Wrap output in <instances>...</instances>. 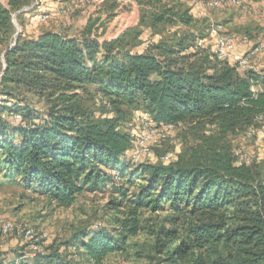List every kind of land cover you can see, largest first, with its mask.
<instances>
[{"label":"trees","instance_id":"obj_1","mask_svg":"<svg viewBox=\"0 0 264 264\" xmlns=\"http://www.w3.org/2000/svg\"><path fill=\"white\" fill-rule=\"evenodd\" d=\"M124 1L152 8L156 25L179 23L186 32L141 53L129 47V32L92 36L95 24L80 36L43 30L14 38L12 16L32 0L0 5V172L60 208L84 193H116L107 204L121 217L116 228L99 224L73 238L69 251L85 263L103 264L144 232L168 264H264V169L251 160L238 165L231 142L264 126V70L238 72L198 47L209 24L205 35L188 32L193 18L180 12V0ZM88 95L98 97L105 118L83 106ZM29 96L43 112L28 106ZM137 110L157 128L173 127L181 147L173 160L127 164L141 131L125 126ZM17 257L14 264H27Z\"/></svg>","mask_w":264,"mask_h":264},{"label":"rangeland","instance_id":"obj_2","mask_svg":"<svg viewBox=\"0 0 264 264\" xmlns=\"http://www.w3.org/2000/svg\"><path fill=\"white\" fill-rule=\"evenodd\" d=\"M182 3L181 13L185 12L193 18L189 28L190 33L205 35L209 23L219 24L225 27L228 35L242 39L249 34L255 41L264 40V0H239L236 5L225 0L217 10L210 11L206 8L207 0H180ZM198 4L200 10H196ZM0 5H5V0H0ZM103 3L97 0H32L29 7L18 18H15L17 30L23 36L32 39L43 30H53L67 34L68 36H80L93 26L92 36L99 40L116 39L124 32L127 35V43L132 51L141 53L151 44L163 40H171L186 32V28L179 23L156 25L154 23L155 12L152 8H141L134 2L117 4L115 8H105ZM68 9V12H63ZM205 13V16L197 12ZM219 12L221 17H214ZM236 22V26H225L226 20ZM242 37V38H241ZM204 46L212 48V38L205 36L201 41ZM90 93L92 89L88 88ZM26 102L31 109L43 112L44 106L37 99L29 96ZM83 106L95 117L103 119L107 115L106 109L100 104L97 96L88 95L82 99ZM143 113L134 111L129 115V121L125 128L131 132L140 130L138 120ZM262 150L264 152V140ZM235 150H244L253 162L256 155L252 154L255 149L254 143L257 138L247 140L243 137L231 139ZM181 147L176 135L162 142L151 153L141 157L139 163L160 165L168 160H173ZM129 154V153H128ZM167 155L168 160L162 157ZM125 161L129 166L131 162L127 156ZM264 169V159L258 162ZM5 169V168H4ZM0 172V224L4 221L13 223L17 227H31L37 234H45L47 239L40 243L45 255H59L61 263L57 264H89L79 254H73V238L82 232L91 231L99 224L103 228L111 230L116 228L115 221L121 217L116 214L107 204L116 199V193H84L70 208H60L48 200L36 196L25 190L14 178H5ZM118 182V181H115ZM133 192V188H130ZM99 229V228H98ZM21 239L16 233L6 237H0V261L4 264H14L17 256H22L27 264H34L29 257V249L20 244ZM21 245V246H20ZM73 258V259H72ZM56 264V263H52ZM103 264H168L163 258L152 251V239L144 232L136 237L127 239L126 251L111 254Z\"/></svg>","mask_w":264,"mask_h":264},{"label":"built area","instance_id":"obj_3","mask_svg":"<svg viewBox=\"0 0 264 264\" xmlns=\"http://www.w3.org/2000/svg\"><path fill=\"white\" fill-rule=\"evenodd\" d=\"M100 3H103L104 0H97ZM118 4L123 3L124 0H115ZM225 0H207L206 5L210 9H217ZM239 0H230V3L236 5ZM198 6V4H195ZM68 9L63 10V12H68ZM208 37L213 39V46L210 47V50L214 57L220 62H226L231 66H234L238 72L253 71L251 67V59L262 51V46L256 44L253 49L249 50L245 54H238L235 51V42L232 36L224 32L223 27L219 24L211 23L208 28ZM243 42H247L246 37L242 38ZM197 46L204 48L202 42H197ZM19 118L16 117L15 121H18ZM258 123L263 124L264 118L259 117ZM140 127V135L136 140L134 146L130 150L127 156L132 165L139 164L141 157L148 155L155 148H158L162 142L167 141L173 137L174 129L172 126L167 125L160 128L155 127L149 122L148 116L143 114L138 120ZM264 136V126L261 125L260 128L249 129L243 136L247 140H251L256 136ZM235 156L237 157V164H249L250 157L244 150H236ZM163 161L168 160V156L165 155L162 157ZM114 180L119 181L117 174H114ZM16 233L20 236L21 242L26 245L29 249V257L34 258L37 255L43 254V250L40 246V243L47 239L45 234H37L31 227H17L13 223L4 221L0 224V237H6L9 234Z\"/></svg>","mask_w":264,"mask_h":264},{"label":"crops","instance_id":"obj_4","mask_svg":"<svg viewBox=\"0 0 264 264\" xmlns=\"http://www.w3.org/2000/svg\"><path fill=\"white\" fill-rule=\"evenodd\" d=\"M206 8H208V6L206 5ZM197 11L200 10L201 8H198L196 6L195 8ZM210 9V8H209ZM218 9V8H217ZM217 9H210V11L212 10H217ZM199 15H202L203 17L205 16V13L204 11L202 10V12H197ZM222 16V13L219 12L218 14H216L214 17H221ZM206 17V16H205ZM228 22H231L233 23L232 25L233 26H236V22L233 21V20H230V19H227L226 20V23H225V26L227 28H229V25H231V23L228 24ZM212 23V22H211ZM209 23V25L211 24ZM214 23V22H213ZM223 30L225 33L226 30H225V27H223ZM248 35V41L247 42H243L242 39H239L238 37L237 38H234V42H235V51L236 53L238 54H245L247 53L249 50L253 49L254 46H256V44H260L262 46V51L260 53H257L252 59H251V67H252V70L254 72H261L264 70V40L260 41H255L254 39H252L250 37L249 34H246ZM242 38V37H241ZM254 138H257V142L254 143L255 145V149H254V152H252V154L256 155V159L254 160L255 162H260V160H263L264 159V152L263 150L261 149L262 148V142L260 139L264 140V136H256ZM253 138V139H254ZM252 140V139H251ZM250 157V156H249ZM251 160V158H250ZM252 161V160H251ZM2 238V237H1ZM4 238V237H3ZM21 244V242H20ZM21 246V245H20Z\"/></svg>","mask_w":264,"mask_h":264},{"label":"water","instance_id":"obj_5","mask_svg":"<svg viewBox=\"0 0 264 264\" xmlns=\"http://www.w3.org/2000/svg\"><path fill=\"white\" fill-rule=\"evenodd\" d=\"M27 9H28V8H25V9L21 10V11L18 12V13H21V12H23V11H26ZM15 17H16V14H14V15L12 16V23H13L15 29H16V33H15V35H14V38H16V36L20 33V32L17 30V25H16V23H15Z\"/></svg>","mask_w":264,"mask_h":264}]
</instances>
